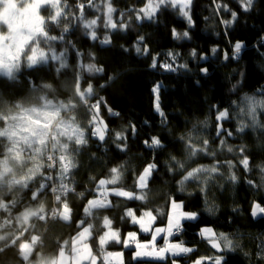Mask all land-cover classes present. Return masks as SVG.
Returning a JSON list of instances; mask_svg holds the SVG:
<instances>
[{
    "label": "snow or ice",
    "instance_id": "1",
    "mask_svg": "<svg viewBox=\"0 0 264 264\" xmlns=\"http://www.w3.org/2000/svg\"><path fill=\"white\" fill-rule=\"evenodd\" d=\"M237 4L243 12H248L254 7V0H237ZM192 5L193 0H144L143 7L128 9L127 13L120 12L118 22L114 19V14L118 10L113 6L112 0L99 2L77 0L75 6L68 4V0H19V2L0 0V79H5L11 84H19V77L24 70H30L31 75L41 72L50 64L55 65V72L59 76L62 70L70 67L69 46L75 49V44L65 39V35L72 29L82 30L84 35L95 41L99 39L96 29L101 25L105 30L123 31L130 27L132 20L147 19L155 23L157 17L168 10L184 18L191 28L195 24L192 19ZM86 8L99 15L88 19L85 15ZM215 9L229 13L230 19L221 21L229 28L238 19L239 14L226 4L215 3ZM42 12H47L48 15H42ZM126 15L128 22L124 20ZM50 26L60 30L59 36L49 34ZM171 32L174 39H190L188 31L179 33L173 28ZM144 41V36H138L133 47L138 55L148 56L149 49ZM57 42L65 46L57 50ZM100 43L110 44V35H105ZM244 47L242 41H236L232 45V55L229 56V53L224 51L223 58L225 60L238 58ZM218 51L221 50L217 47L211 48L213 54ZM76 55L79 58L83 54L77 50ZM166 55L174 62L179 54L168 52ZM190 55L194 58L197 56L195 49L191 50ZM89 57L94 59L91 53ZM200 59L206 57L201 56ZM149 66L152 68L158 66L156 56H152ZM159 66L166 71L177 70L173 63L165 62ZM179 67L187 68L188 65L185 63ZM76 69L71 96L66 100L49 98L48 92L55 91L53 86L48 83L36 86L31 80L29 83L32 87L29 91L40 93L34 96V102L23 96L6 100L0 92V213L5 214L0 217V254L9 248L15 249L21 264H124L122 251L107 250L110 245L119 244L124 248L134 245V259L157 261L171 255L174 257L172 264H177L175 257L194 253L198 249L186 246V242L182 240L173 243L169 238L182 233L183 222L197 220L199 213L183 211L184 201H178L173 195L168 196L164 207L155 209L143 207L148 203L147 194L151 191L149 183L154 173L159 170L155 159L148 162L134 177L131 191L121 186L128 170V162L109 168L107 176L99 180L90 177L94 188L76 191V182L73 178V171L78 168L76 157L88 144L89 137L96 138L101 145L110 139L119 151L126 152L128 148L126 133L137 134L136 125L131 123L123 131L110 129L101 116V110H106L114 117H118L119 113L108 106L104 97L94 94L92 83H87L86 87L81 86L85 73L91 78L97 73L104 72L103 67L78 60ZM200 71L207 74L208 69L201 68ZM239 75L245 74L241 72ZM100 87L103 88L104 85ZM160 87L157 83L152 89L155 96L154 108L162 118L161 124H166L167 117L161 110L159 102ZM232 90L237 91L236 84L232 86ZM81 106L86 109L87 129L81 126L75 115ZM210 111L214 113L213 139L219 141L218 147L210 149L208 139L194 135L198 126L193 124L192 131L177 137V141L182 145L183 158L170 155L166 162V171L173 176H180L176 181L178 192L183 193L187 184L195 183L200 192L206 193L210 186L222 187L217 185L218 177L231 183L237 182L239 178L233 171L237 166H241L246 172L253 170L250 158L246 155L247 146L234 147L228 144L227 138L232 137L234 132L238 135L244 134L246 130L264 134V122L261 121V117L264 116V88L253 94L244 93L238 100L229 101L227 108L211 105ZM232 119L237 122L234 131L224 127V123ZM198 123L204 129L209 126L208 119ZM145 124L148 122L145 121ZM109 132L112 133L110 137ZM143 143L153 152L166 146L160 136H150ZM224 154L241 158L233 160L217 158ZM201 158L211 159L212 163H198V159ZM256 167L261 173L260 186L264 187V163ZM222 169L228 170L226 177ZM247 182L250 186L254 185L251 180ZM33 184H36L35 190L31 187ZM25 190L31 193L30 199L33 202L39 201L40 197L50 190L57 207L48 211L45 204L40 202L35 208L27 206L12 215L20 203L15 198L16 195ZM69 194H74L82 200L86 199L83 205V218L75 222V234L58 243L56 255L46 257L38 252V248L42 246V237L36 234L37 228L33 221L43 224H47L49 220L72 222L73 209L68 200ZM112 198H122L126 204L141 202V207L135 209L125 207L120 216L122 222H130L132 226L138 225L137 231L122 235L119 229L112 226L113 221L108 216L102 218L99 231L95 224L89 223L96 212L116 207ZM206 211L212 213L213 209L208 207ZM259 213H264V207L254 204L253 217ZM145 217L148 219L145 220ZM156 222L164 226L155 227L153 231ZM143 233H149L151 239L141 242L138 236ZM198 236L201 242L209 246L213 254L199 256L192 264H228L229 254L239 247L228 234L217 233L210 226L202 227ZM158 238L164 240L161 247L157 246ZM245 256H248V253H245ZM256 256L264 260V241L257 246Z\"/></svg>",
    "mask_w": 264,
    "mask_h": 264
},
{
    "label": "trees",
    "instance_id": "2",
    "mask_svg": "<svg viewBox=\"0 0 264 264\" xmlns=\"http://www.w3.org/2000/svg\"><path fill=\"white\" fill-rule=\"evenodd\" d=\"M81 2H86V0H81ZM76 3L77 0H68L70 5L75 6ZM112 3L118 10L114 14V19L119 22L120 12L127 13L128 9L143 7L144 0H112ZM215 3L226 4L228 8L239 14L237 21L230 28L221 22L230 19L229 13L222 9L216 10ZM85 15L88 19H92L96 18L99 13L86 8ZM263 16L264 3L262 0H255L254 7L248 12L241 10L237 0H193L192 19L195 24L191 28L184 18L168 10L160 14L155 23L147 19L132 20L130 27L123 31L105 30L101 25L96 29L99 39L95 41L84 35L82 30L72 29L65 35L66 40H71L75 44V49L69 46V68L62 70L59 76L53 64L31 75H29L30 70H24L19 77V84H11L5 79H0V92L6 100L23 96L34 102V96L40 93L29 91L32 87L29 83L31 80L36 86L43 83L51 84L55 91L48 92L49 98L66 100L71 96L78 60H82L85 64L95 63L97 67H103L104 72L97 73L94 77L90 78L85 73L81 86L86 87L87 83H92L94 94L104 97L108 106L119 113L118 117H114L110 116L106 110H101V116L110 129L123 131L131 123L136 125L137 134L126 133L128 145L126 152L119 151L110 139L101 145L96 138L89 137L88 144L76 157L78 168L73 171L76 191L81 192L94 188L95 185L90 181V177H96L97 180L106 177L109 168L123 162H128V170L121 186L131 191L134 177L148 162L155 159L159 170L154 173L149 183L151 191L147 194L148 203L143 207L149 209L164 207L168 196L173 195L178 201H184L183 210L199 213L197 220L183 222L182 233L171 238L178 242L182 240L198 251L186 256L175 257V259L186 264L199 256L213 254L209 246L201 242L198 236L199 230L207 225L219 233L228 234L239 245L235 252L229 254L228 264H264V260L256 256L257 246L264 241V214L258 217L252 215V206L255 202L264 207V187L260 186L261 173L256 167L264 163V147H262L264 146V134L246 130L244 134L238 135L234 132L232 137L227 138L229 145L247 146L246 155L249 156L250 166L253 169L251 172H246L241 166H237L233 170L239 178L235 183L218 177L217 185H222V187L213 185L206 193H202L195 183H189L186 185V190L181 193L176 190V181L180 179V176H173L166 171V162L170 155L183 158L182 145L177 141V137L192 131L193 124L198 126L194 135L208 139L210 149L218 147L219 141L213 139L215 135L212 130L214 113L210 111L211 105H217L214 100V89L202 78L205 73L200 71L201 68H207V73H215L220 78L224 89L221 108L229 107V101L238 100L244 93L253 94L258 89L264 88V35L262 39L243 48L238 58L229 60L223 58L224 51L231 56L232 45L245 38V28H253L259 33L263 32ZM124 20L128 22L127 15ZM173 28L179 33L188 31L190 39H174L171 32ZM49 34L59 36L60 30L50 26ZM105 35H110V44L100 43ZM140 35L145 37L144 44L147 45L150 53L148 56L138 55L134 50V43ZM64 46L60 42L56 43L57 50ZM212 47H217L221 51L213 54ZM193 49L197 52L195 58L190 55ZM77 50L83 54L79 58L76 55ZM168 52L179 54L176 61L173 62L166 55ZM89 53L94 56V59L89 57ZM152 56L157 57L158 66L155 68L149 66ZM201 56L206 59H200ZM165 62L173 63L177 70H164L159 65ZM185 63L188 65L187 68L179 67ZM241 72L245 75H239ZM109 77L112 79L110 80ZM157 83L161 86L159 102L161 110L167 117L166 124H161L162 118L154 108L155 96L152 89ZM234 84L237 85L235 92L232 90ZM101 85L104 87L101 88ZM75 115L81 126L87 129L86 109L83 106L79 107ZM205 119L209 121L207 129L198 123ZM145 121L148 124H145ZM261 121L264 122V116L261 117ZM224 127L234 131L237 122L232 119L225 122ZM111 135L112 133L109 132L108 136ZM150 136H160L166 145L165 148L155 152L146 148L143 141L148 140ZM97 157L99 159H96ZM217 158L233 160L241 157L234 158L232 154H224ZM197 162L211 164L212 160L201 158ZM222 171L226 177L228 170L222 169ZM249 180L254 182L253 186L248 184ZM31 187L35 190L36 184ZM30 196L31 193L27 190L16 195L15 198L20 203L13 210L12 215L27 206L35 208L40 202L45 204L46 209L53 207V195L50 190L36 202L31 201ZM68 200L73 209L72 222L49 220L47 224H43L33 221L37 228L36 234L42 237V246L38 248V251L41 250L47 256L56 255L58 243L74 235L75 222L83 218V205L86 199L82 200L74 194H69ZM112 200L116 207L96 212L89 223L95 224L99 231L102 218L108 216L113 221L112 226L119 229L122 235H126L131 230L137 231L138 225L132 226L130 222H122L120 216L125 207L135 209L141 207V202L126 204L122 198H112ZM208 207H212V213L206 211ZM4 215L0 213V217ZM156 224L161 223L156 222ZM138 237L139 240H147L150 235L143 233ZM162 243L163 239H160L159 244L163 245ZM93 244L95 246V242ZM109 248L124 251V264H172L174 259L168 257L164 261L138 260L133 258V247L124 248L122 245L113 244ZM245 253H248V256H245ZM0 264H21L16 250L9 248L0 254Z\"/></svg>",
    "mask_w": 264,
    "mask_h": 264
},
{
    "label": "rangeland",
    "instance_id": "3",
    "mask_svg": "<svg viewBox=\"0 0 264 264\" xmlns=\"http://www.w3.org/2000/svg\"><path fill=\"white\" fill-rule=\"evenodd\" d=\"M255 1V0H254ZM263 1V3H264V0H262ZM18 2H19V0H18ZM42 15H45V16H47L48 15V13L47 12H42L41 13ZM262 22H263V32L262 33H259V32H257V31H255L253 28H245L244 29V34H245V38L244 39H241V40H239V41H242L244 44H245V47H247V46H250V45H252L253 43H255L258 39H262V36L264 35V16L262 17ZM235 44V43H234ZM233 44V45H234ZM244 47V48H245ZM208 84H210V85H212V87H213V89H214V100H216V103H217V105H219L220 107L222 106V102H223V100H222V98H223V92H224V89H223V84H222V82L220 81V78L218 77V75L217 74H215V73H207V74H205V75H203V77H202ZM90 102H91V100H90ZM254 204H259V203H257V202H255ZM253 204V205H254ZM260 205V204H259ZM261 206V205H260ZM262 207V206H261ZM183 210V209H182ZM183 211H185V212H193V211H187V210H183ZM261 214H264V213H259L257 216H255V217H258V216H260ZM148 218L147 217H145V220H147ZM165 223H166V221H165ZM164 226V224H160V225H157L156 223H154V225H153V231H154V229H155V227H163ZM207 226V225H206ZM131 231H135V230H131ZM130 231V232H131ZM217 233H219L218 231H216ZM149 234V233H148ZM139 238V237H138ZM172 237H170L169 239L173 242V243H175V242H178V241H176V240H172L171 239ZM151 239V236H150V238L149 239H147V240H150ZM147 240H140L141 242H144V241H147ZM159 241H160V238H158L157 239V246L158 247H161V246H163L164 245V240H163V245H161V244H159ZM186 246H188V247H192V246H190V245H188V244H186ZM131 247H133L134 248V245L133 246H131ZM131 247H129V248H131ZM108 251H113V252H119V251H122L123 252V254H124V251L122 250V249H120V250H114V249H107ZM135 250V249H134ZM134 250H133V253H134ZM40 254H42V255H44V256H46V257H51V256H47V255H45V254H43V252L40 250V251H38ZM184 256H186V255H184ZM174 258V257H172L171 255H168L167 256V258ZM166 258V259H167ZM176 258H178V257H176ZM166 259H164V260H166ZM33 260L35 261V257H33ZM123 260H124V257H123ZM164 260H162V261H164ZM176 262H177V264H183L181 261H179V260H177L176 259ZM186 264H192V262L191 263H186Z\"/></svg>",
    "mask_w": 264,
    "mask_h": 264
},
{
    "label": "built area",
    "instance_id": "4",
    "mask_svg": "<svg viewBox=\"0 0 264 264\" xmlns=\"http://www.w3.org/2000/svg\"><path fill=\"white\" fill-rule=\"evenodd\" d=\"M51 192V191H50ZM52 194V193H51ZM53 195V194H52ZM53 207H51L50 209H46V210H48V211H50L52 208H55V207H57V204H56V202H55V199H54V195H53V205H52Z\"/></svg>",
    "mask_w": 264,
    "mask_h": 264
}]
</instances>
